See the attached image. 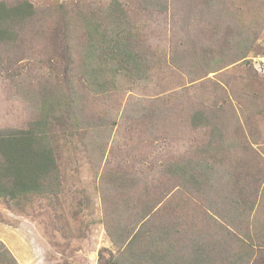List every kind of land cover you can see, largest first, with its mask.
I'll list each match as a JSON object with an SVG mask.
<instances>
[{
	"label": "rangeland",
	"instance_id": "rangeland-1",
	"mask_svg": "<svg viewBox=\"0 0 264 264\" xmlns=\"http://www.w3.org/2000/svg\"><path fill=\"white\" fill-rule=\"evenodd\" d=\"M29 1L34 20L0 42V130L27 128L58 99V114L76 106L80 124L56 123L59 188L30 201L0 199V240L17 263L110 264L120 249L105 218L127 203L135 219L152 208L150 229L168 230L162 245L182 248L183 264L199 245L208 256L196 264H264V24L249 62L199 78L198 37L172 28L182 0H169L167 12L149 0ZM117 1L154 57L155 70L144 77L112 57L104 74L90 71L87 51L94 39L107 48L102 34L113 32ZM198 112H214L223 137L195 121ZM174 162L185 165L183 173L174 174ZM240 189L253 204L241 215L230 201Z\"/></svg>",
	"mask_w": 264,
	"mask_h": 264
},
{
	"label": "trees",
	"instance_id": "trees-1",
	"mask_svg": "<svg viewBox=\"0 0 264 264\" xmlns=\"http://www.w3.org/2000/svg\"><path fill=\"white\" fill-rule=\"evenodd\" d=\"M168 1L149 0L151 6L154 5L162 12L171 11ZM182 1L185 4L182 9L174 10L173 16L171 15L172 28L180 27V32H187V35L193 38L198 37L205 61L203 64L201 60L198 66L201 70L198 73L199 78L236 62L246 64L249 62L246 57L258 51L256 40L264 24V0ZM113 7H115L114 21L111 26L113 32L102 34V41L107 43V48L102 45L99 50L96 39H94L91 48L87 51L95 64L92 66L89 63V66H92L90 71L92 69L96 78L101 72L104 74L106 70L104 62L112 57L114 61H118L121 69L144 77L147 70H155L154 57H148L143 50L137 37L139 31L134 24H131L130 14L121 8L118 1ZM175 14L177 17L174 16ZM35 15L36 10L29 0L0 1V42L16 39L24 25L34 20ZM95 28L91 25V32H94ZM190 32L192 34H189ZM107 49L109 53L104 55L102 52H106ZM100 55L103 56V61L97 63ZM182 55H189V49H185ZM194 73L197 75L196 70ZM99 84L104 85L100 81ZM62 101L63 99L49 100L48 107L43 108L42 112L30 121L27 128L0 130V199L17 202L30 201L35 195L45 194L60 187L62 170L59 161L57 141L59 135L56 123L61 120L62 124L66 119H71L72 126L80 124L76 106L69 104L66 110L58 114L57 107L62 104ZM201 118L205 120L204 124L207 127L211 126V136L223 137L221 131L213 128L214 124L219 122L217 121L219 117L214 112L208 116L198 112L194 120ZM186 166L189 167L188 164ZM194 167L192 166V169ZM184 168L185 165L181 162H174L170 166L176 175L183 173ZM189 175L198 185L202 184L197 174L190 172ZM241 192L242 189L230 198L234 208L239 211L237 212L239 215L246 212V207L253 209V204L249 201L250 197L244 196ZM242 205L244 207H241ZM151 210V207H144L135 219L132 208L127 203H122L121 206L118 204L113 212H108L105 218L106 231L120 249V255L117 254L110 264H183L182 248L176 249L174 246H169L165 249L162 245L164 235L169 233L168 230L163 232L156 226L150 229L149 224L153 217ZM248 213L250 216L251 212ZM126 218H128L126 222H121ZM146 236L148 240H145ZM192 251H198V255L184 264L205 262L203 258L208 254L203 245L195 247ZM199 253H204V256ZM0 264H18L15 256L2 240H0Z\"/></svg>",
	"mask_w": 264,
	"mask_h": 264
}]
</instances>
